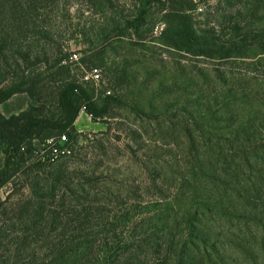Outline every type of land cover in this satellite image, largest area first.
<instances>
[{"label": "rangeland", "instance_id": "374dc122", "mask_svg": "<svg viewBox=\"0 0 264 264\" xmlns=\"http://www.w3.org/2000/svg\"><path fill=\"white\" fill-rule=\"evenodd\" d=\"M196 2L199 7L192 15L198 30L209 27L204 17L208 12L217 20L244 7L224 0ZM17 4L16 19L5 14L6 30L19 48L46 59L31 65L15 55L26 74L52 76L55 61L68 57L63 65L70 75L64 76L79 80L90 75L89 68H98L100 81L87 87L93 101L102 104L106 95H113L121 102L96 121L82 110L75 132L66 134L69 157L51 165L34 157L24 163L11 160L8 182L0 189L2 201L12 195L7 217L0 209V234L11 244L16 237L32 235V243L22 249L24 257L43 259L56 246L89 237L96 241L90 255L98 264H159L164 256L173 264L178 247L167 255L163 245L159 256L151 253V244H179L182 233L172 227L177 218L183 222L182 213L194 200L205 201L212 190L226 187L221 179L214 185L215 172L230 179L247 159L264 169L263 163L255 164L264 159V55L209 59L198 56L195 45L189 51L174 47L159 3L138 30L126 26L138 17L139 0ZM261 5L258 17L264 21ZM210 25L220 31L214 20ZM12 64L9 76H16ZM120 74L129 78L122 88L116 86ZM34 105L26 94H18L0 106V113L10 118ZM253 143L260 147L255 153L248 150ZM234 154L233 164L229 157ZM227 168H232L231 176ZM26 203L43 208V223L32 225V215L21 219L14 209ZM227 224L217 217L213 227L214 237L223 243L231 238ZM11 246L14 252L16 246ZM232 254L239 264L234 249Z\"/></svg>", "mask_w": 264, "mask_h": 264}, {"label": "trees", "instance_id": "16d2710c", "mask_svg": "<svg viewBox=\"0 0 264 264\" xmlns=\"http://www.w3.org/2000/svg\"><path fill=\"white\" fill-rule=\"evenodd\" d=\"M196 1L139 0L141 3L139 15L133 21H128L126 28L138 30L154 5L159 3L162 6L161 11L165 12L163 21L172 32L170 41L174 47L189 51L188 47L195 45L201 51L198 56L209 59L264 55V21L263 17H258L262 15L260 7L264 2L224 0L233 5L243 3L244 7L236 13H226L218 17L214 14L217 20L213 19V13L208 12L204 17L209 27L198 30L195 28V18L192 15L199 7ZM17 2L18 0H0V106L18 94H26L35 105L10 118L0 113V156L3 157L0 159V189L8 182L11 160L19 159L24 163L26 157L33 159L34 145L40 144L37 143L39 139L43 143L64 134H73L74 124L83 108L96 121L109 116L112 105L121 102L120 98L113 95H106L102 104L93 101V91L87 87L97 84L95 81L83 80L85 75L79 80L73 76H64L70 75L69 67L63 65L68 57L55 61L53 66L56 72L52 76H34L33 72L26 74L20 64L15 62V55L22 57L31 65L41 64L46 59L44 56H34L31 51L19 48L6 30L8 22L6 24L3 22L5 14L8 11L16 19L13 13L18 7ZM212 20L218 24L220 31L210 25ZM222 36L228 39L221 41ZM13 62L16 66L14 71L18 72L14 73L16 76H9L13 70ZM93 69L98 68L91 67L90 72ZM122 72L125 73V70ZM116 77L118 88H122V85L129 81L128 76L122 74ZM260 129L258 128L259 131ZM257 145L251 144L248 150L252 153L257 152L260 150ZM239 153L243 154L242 157L246 155V152ZM4 158L5 162L2 164ZM229 158L234 164L236 155ZM259 160L256 159L255 164L260 163L262 167L264 159ZM243 163L245 166L237 167V174L230 179H222L215 172L212 177L214 185L218 179L223 180L225 183L223 186H226L223 191L212 190L205 201L194 200L182 213L183 222L181 218H177L173 223L172 227L182 233L179 244L175 246V242L168 241L167 245L154 241L151 244V253L161 256L165 245L167 255L178 247L173 264H237L232 254L234 249L239 264H264V169L255 167L248 159ZM226 170L228 176H231L229 173H232V168ZM11 198L12 195L9 194L6 201L0 199V209L4 210L2 212L4 217H7V211L10 209L7 206ZM33 206L34 203L17 204L14 210L21 214V219L26 217L29 220V216L32 215L31 224L38 226L47 216L42 207L36 210ZM217 217L227 219V229L231 231V234L226 232L231 238L224 243L223 240L219 241L216 236L214 237L215 233L213 234ZM7 238L0 234V264H98V258L90 255V252L96 249V241L89 237L80 241H68V245L61 244L60 249L56 246L43 259L34 255L23 256L22 249L32 243V235L16 237L12 241L13 244ZM105 241L109 243L107 239ZM11 245L16 246L14 252ZM80 246H83L84 250L80 249ZM162 258L159 264H171V259L165 256Z\"/></svg>", "mask_w": 264, "mask_h": 264}, {"label": "built area", "instance_id": "2783aa9c", "mask_svg": "<svg viewBox=\"0 0 264 264\" xmlns=\"http://www.w3.org/2000/svg\"><path fill=\"white\" fill-rule=\"evenodd\" d=\"M158 28L156 29L157 32ZM77 59V56H75ZM85 81H100L101 74L98 69H93L89 76H86ZM85 110V108H83ZM69 138L66 134L49 139L43 143L34 145L33 156L39 164L51 165L57 163V161L64 157H69L72 154V150L69 146Z\"/></svg>", "mask_w": 264, "mask_h": 264}, {"label": "crops", "instance_id": "0c3cea01", "mask_svg": "<svg viewBox=\"0 0 264 264\" xmlns=\"http://www.w3.org/2000/svg\"><path fill=\"white\" fill-rule=\"evenodd\" d=\"M81 117V116H80Z\"/></svg>", "mask_w": 264, "mask_h": 264}]
</instances>
